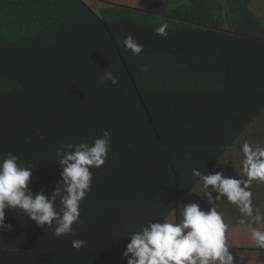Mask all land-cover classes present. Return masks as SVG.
<instances>
[{"label": "trees", "instance_id": "1", "mask_svg": "<svg viewBox=\"0 0 264 264\" xmlns=\"http://www.w3.org/2000/svg\"><path fill=\"white\" fill-rule=\"evenodd\" d=\"M161 24L166 37L154 32ZM128 35L139 55L124 47ZM107 70L117 84L101 81ZM263 113L264 16L250 0L95 10L84 0H0V155L35 165L29 187L50 194L56 147L105 129L111 138L75 237L6 209L13 228L0 231V264L126 263L124 234L165 218L198 184L191 169L210 171ZM74 238L85 246L72 248Z\"/></svg>", "mask_w": 264, "mask_h": 264}, {"label": "clouds", "instance_id": "2", "mask_svg": "<svg viewBox=\"0 0 264 264\" xmlns=\"http://www.w3.org/2000/svg\"><path fill=\"white\" fill-rule=\"evenodd\" d=\"M167 28V24H161L154 28V32L166 37ZM123 45L134 56L139 55L144 47L132 35L124 38ZM141 71H147V66L142 65ZM100 79L113 85L118 83L111 70L104 71ZM30 140L31 137H25L26 142ZM110 148L107 129L91 143L81 141L56 147L52 160L60 165V179L50 194L43 189L33 193L29 187L35 165L21 163L12 152L0 155V231L13 228L5 220V210L10 209L34 221L38 227H51L57 238L64 235L75 237L73 226L82 223L81 202L91 190L92 169L104 165ZM239 153L242 158L235 177L225 174V163L217 164L219 170L214 172L197 167L191 169L200 195L208 201L207 209L196 202L185 203L178 206L175 218L150 215L138 228L124 234L128 242L121 255L126 264H235L226 236L229 225L217 208L218 199H226L236 207L240 214L236 223L250 227L251 242L264 249V212L253 203L254 182L264 183V142L244 140ZM212 193L216 196L213 197ZM158 217L162 219L157 220ZM85 244L81 238L71 240V247L76 250Z\"/></svg>", "mask_w": 264, "mask_h": 264}, {"label": "crops", "instance_id": "3", "mask_svg": "<svg viewBox=\"0 0 264 264\" xmlns=\"http://www.w3.org/2000/svg\"><path fill=\"white\" fill-rule=\"evenodd\" d=\"M242 134L245 140L264 142V113L248 124ZM239 146L240 144L228 148L210 171H218L219 167H216V165L225 163L223 165L225 174L233 177L237 176L240 169L239 161L242 158L239 153ZM253 193L254 206L264 212V183L254 182ZM200 194L197 184L182 201H176L175 209L169 211L165 215V219L175 218L178 206L189 202H196L202 208L207 209L209 206L208 201ZM212 195L215 197L216 193H212ZM216 203L218 210L222 212L225 221L229 225L226 236L227 242L231 245L230 251L233 253L235 264H264V249L251 242L249 238L250 227L236 223V219L240 215L236 207L229 204L226 199H218ZM254 226L259 227V225Z\"/></svg>", "mask_w": 264, "mask_h": 264}, {"label": "rangeland", "instance_id": "4", "mask_svg": "<svg viewBox=\"0 0 264 264\" xmlns=\"http://www.w3.org/2000/svg\"><path fill=\"white\" fill-rule=\"evenodd\" d=\"M86 3H90L95 10L99 5H106L109 3H121L125 5H131L134 7H144L146 4L154 0H84ZM250 8L258 15L264 16V0H250Z\"/></svg>", "mask_w": 264, "mask_h": 264}, {"label": "water", "instance_id": "5", "mask_svg": "<svg viewBox=\"0 0 264 264\" xmlns=\"http://www.w3.org/2000/svg\"><path fill=\"white\" fill-rule=\"evenodd\" d=\"M174 174H175V172H174Z\"/></svg>", "mask_w": 264, "mask_h": 264}]
</instances>
